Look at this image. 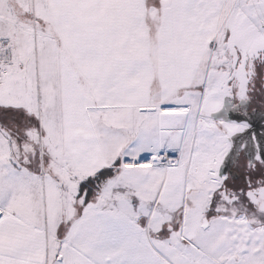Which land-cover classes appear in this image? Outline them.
<instances>
[{"label":"snow or ice","instance_id":"obj_1","mask_svg":"<svg viewBox=\"0 0 264 264\" xmlns=\"http://www.w3.org/2000/svg\"><path fill=\"white\" fill-rule=\"evenodd\" d=\"M0 264H264V0H0Z\"/></svg>","mask_w":264,"mask_h":264}]
</instances>
